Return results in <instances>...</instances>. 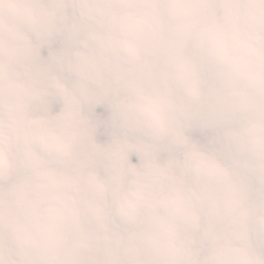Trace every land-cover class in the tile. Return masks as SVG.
Instances as JSON below:
<instances>
[{
    "label": "clouds",
    "instance_id": "9594fccd",
    "mask_svg": "<svg viewBox=\"0 0 264 264\" xmlns=\"http://www.w3.org/2000/svg\"><path fill=\"white\" fill-rule=\"evenodd\" d=\"M0 264H264V0H0Z\"/></svg>",
    "mask_w": 264,
    "mask_h": 264
}]
</instances>
